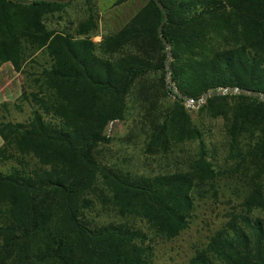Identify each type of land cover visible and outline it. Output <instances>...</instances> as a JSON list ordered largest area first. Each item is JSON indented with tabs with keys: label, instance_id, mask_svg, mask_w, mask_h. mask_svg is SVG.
<instances>
[{
	"label": "trees",
	"instance_id": "trees-1",
	"mask_svg": "<svg viewBox=\"0 0 264 264\" xmlns=\"http://www.w3.org/2000/svg\"><path fill=\"white\" fill-rule=\"evenodd\" d=\"M75 1L0 0V68L12 64L18 103L31 108L26 122L0 119V264H154L155 243L189 229L218 177L185 99L225 90L199 111L225 122L250 184L241 211L189 264H264V101L232 93L264 95V0H158L169 87L155 0L100 42L90 0L85 19L64 25ZM165 97L173 103L148 148L198 143L190 170L150 178L104 163L109 128L127 119L131 101L148 116Z\"/></svg>",
	"mask_w": 264,
	"mask_h": 264
},
{
	"label": "rangeland",
	"instance_id": "rangeland-1",
	"mask_svg": "<svg viewBox=\"0 0 264 264\" xmlns=\"http://www.w3.org/2000/svg\"><path fill=\"white\" fill-rule=\"evenodd\" d=\"M86 1L88 0H76L66 9L65 26L68 22L77 23L81 20L83 11L88 8L85 5ZM118 1L90 0V4L95 6L102 19L100 26L102 31L99 30V34L118 31L110 18L115 19L117 27L122 28L139 12L141 5L147 0H129L116 6ZM13 88L19 90V83L15 82ZM19 98L9 104L7 110L0 107L1 120L28 121L31 108L27 103H18ZM172 103L173 97H165L155 104L154 108H150L151 112L146 116L142 114V108L131 101V111L127 119L115 122L109 128L108 136L111 141L100 151L103 162L122 168L134 176L150 178L190 170L200 157L198 143L176 144L168 150L148 148L156 126L161 122V115L167 113ZM187 108L193 121L204 133L208 160L216 166L218 177L212 186L208 185L203 190L197 200L189 229L177 239L155 243L154 264H189L195 253L226 224L228 217L234 212L241 211L250 184L243 169L239 168L236 155L232 153L225 122L222 119H212L206 113H200V108L194 107L191 103L187 104ZM259 216L264 219V213H260Z\"/></svg>",
	"mask_w": 264,
	"mask_h": 264
},
{
	"label": "crops",
	"instance_id": "crops-1",
	"mask_svg": "<svg viewBox=\"0 0 264 264\" xmlns=\"http://www.w3.org/2000/svg\"><path fill=\"white\" fill-rule=\"evenodd\" d=\"M18 1H24V2H33L35 0H18ZM131 1V0H130ZM133 1V0H132ZM146 4V3H145ZM144 4V5H145ZM144 5H141V9ZM140 9V10H141ZM139 10V11H140ZM105 17V16H102ZM81 19H85V12L83 11V15ZM112 25L115 26L116 30H121L122 28L117 27L116 20L111 19ZM100 31H102V28L100 27ZM103 33L100 32L99 36L96 37L95 41H101ZM15 82L19 83L20 89L13 88V85ZM14 89V90H13ZM22 94V80L20 75L15 71L14 67L11 63H6L0 68V107L4 104H12L15 102ZM4 142L2 138L0 137V148L3 146Z\"/></svg>",
	"mask_w": 264,
	"mask_h": 264
},
{
	"label": "water",
	"instance_id": "water-1",
	"mask_svg": "<svg viewBox=\"0 0 264 264\" xmlns=\"http://www.w3.org/2000/svg\"><path fill=\"white\" fill-rule=\"evenodd\" d=\"M48 1H52V2H56V3H61V4H65V3H70L72 0H48ZM156 3L158 4V6L163 10V14H164V22L161 24V26L159 27L158 30V34L159 37L162 41V43L165 45L167 54H168V59H167V63H166V70H167V86L169 87L171 81H172V74H171V60H172V47L169 44V42L164 38V34H163V28L164 26L167 24L168 22V15L166 13V11L164 10L163 6L161 5V3L158 0H155ZM176 93L178 94V91H176ZM229 91L225 90V91H219V92H209L208 94H206L199 103H196L194 101H189L188 99H185V101H187V103H191L193 104L194 107L196 108H201L206 101L211 98L212 96H219V95H226L228 94ZM233 94H244L247 96H259L263 101H264V95H258L254 92H245V91H240V90H234L232 91Z\"/></svg>",
	"mask_w": 264,
	"mask_h": 264
}]
</instances>
